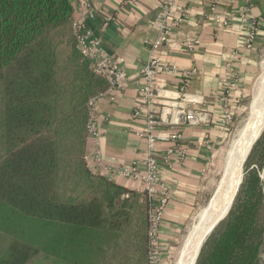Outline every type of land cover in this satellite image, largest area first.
Returning a JSON list of instances; mask_svg holds the SVG:
<instances>
[{"label":"trees","instance_id":"obj_1","mask_svg":"<svg viewBox=\"0 0 264 264\" xmlns=\"http://www.w3.org/2000/svg\"><path fill=\"white\" fill-rule=\"evenodd\" d=\"M253 2L264 19V0ZM75 8L74 0H0V211L61 223L55 241L66 251L82 237L108 235L96 264H151L146 192L93 171L85 159L87 100L106 82L77 47ZM243 166L231 207L195 264H264V129ZM51 259L0 227V264Z\"/></svg>","mask_w":264,"mask_h":264},{"label":"crops","instance_id":"obj_2","mask_svg":"<svg viewBox=\"0 0 264 264\" xmlns=\"http://www.w3.org/2000/svg\"><path fill=\"white\" fill-rule=\"evenodd\" d=\"M210 2L136 0L119 8V0H92L96 16L89 20L90 26L100 36L107 53L125 71L126 81L124 87L115 93L113 101L102 98L97 102L98 127L101 130L98 148L103 161L100 165L94 162L92 140L88 137L87 163L93 171L137 191H140L138 182L113 177L105 168L129 162L139 164L142 160L146 144L136 132L142 130L144 121L132 118L131 112L139 103L138 73L149 54L143 39L156 36L161 5L171 3L177 12L188 10L182 23L173 30L171 44L162 51L161 60L180 69L192 65L197 67L198 74L193 78L189 91L201 96V103H197L195 108L206 111L208 121L179 128L187 147L186 159L183 163L161 168V180L170 194L158 234L161 257L178 241L210 195L211 170L219 160L227 139L228 128L219 125L222 116L220 104L208 93L217 87L228 65L236 75L235 86L230 91L235 121L259 70L260 51L264 43V19L259 7L253 0H217V10L228 19V25L221 26L211 19ZM114 11L116 19L104 32H100L102 20ZM73 17L79 18L77 6ZM186 41L193 43L192 51L184 47ZM166 77L169 83L176 81L174 75ZM204 139L213 142V149L208 151L201 144Z\"/></svg>","mask_w":264,"mask_h":264},{"label":"built area","instance_id":"obj_3","mask_svg":"<svg viewBox=\"0 0 264 264\" xmlns=\"http://www.w3.org/2000/svg\"><path fill=\"white\" fill-rule=\"evenodd\" d=\"M79 10V18L72 23L76 44L81 54L89 61L90 70L104 79L106 88L91 96L87 100L88 136L92 140V156L97 165L103 161L98 148L101 130L98 127L99 115L97 102L106 98L114 100V95L121 90L126 81V73L117 60L107 53L101 38L90 26L89 20L96 16L92 7V0H74ZM136 0H119V8H123ZM217 0H211L210 12L213 22L221 26L228 25V19L221 15L216 7ZM246 11V9H244ZM187 9L177 12L171 3L161 5L157 15V34L154 38H144L143 43L148 49V57L138 73L139 103L132 109L131 117L144 121L142 130L137 131L138 138L143 139L146 148L140 163L129 162L107 169L113 177H122L136 181L140 191H145L150 201L149 231L150 239L149 260L151 264H158L160 255L159 230L164 213L169 203L170 194L167 186L161 180V168L173 163H183L187 155V147L183 142V135L179 128L196 126L208 121V114L202 109L195 108L201 103V96L190 93V85L198 74L195 65L180 69L175 65L162 63L161 53L171 44L173 30L179 26ZM117 13H109L100 25V32H104ZM253 34L250 36V39ZM184 47L193 50V43L186 41ZM167 75L176 76L174 83H169ZM236 75L227 65V69L220 76L217 87L208 95L216 100L221 107L219 125L229 129L234 122L233 100L230 91L235 86ZM172 84V85H171ZM201 144L209 151L213 149V142L204 139ZM87 161V155L85 153ZM140 165V167H139ZM127 197L123 195L122 198Z\"/></svg>","mask_w":264,"mask_h":264},{"label":"rangeland","instance_id":"obj_4","mask_svg":"<svg viewBox=\"0 0 264 264\" xmlns=\"http://www.w3.org/2000/svg\"><path fill=\"white\" fill-rule=\"evenodd\" d=\"M264 62V43L262 45L260 51V58H259V70L253 80L251 85L250 91L247 94L242 106L241 112L236 116L235 121L228 129L227 139L222 146V150L220 153L219 160L215 163V166L211 170L210 174V186H211V193L208 195L205 203L201 207H205L209 202L214 190L219 183L224 167V160L227 154V151L232 144L234 138L236 137L239 129L244 124L245 119L247 118V114L251 108L252 103V94L255 87L256 80L261 72L262 64ZM244 166L242 167V174H243ZM260 175L264 179V171L262 170ZM242 179V178H241ZM6 211H0V227L7 231L13 232L15 235H18L22 238L30 240L31 242L43 247L48 254L52 256L51 260H48L44 264H72L77 261V264H96L97 255L99 250L103 248L109 241L110 238L107 235H102L101 238H91L85 239L82 237L79 240L76 249H71L66 251L65 244L61 241L58 243L55 241L56 234L59 230H61V223L52 222L46 219H40L31 217L28 215L20 214V213H13L5 206ZM200 210V209H199ZM198 210V211H199ZM196 211L195 217L187 227V229L182 233L178 241L174 242L170 248H168L165 253L159 256L158 264H174L184 250L187 235L193 226L194 222L196 221ZM57 253L62 254L65 256L64 260H55Z\"/></svg>","mask_w":264,"mask_h":264},{"label":"bare ground","instance_id":"obj_5","mask_svg":"<svg viewBox=\"0 0 264 264\" xmlns=\"http://www.w3.org/2000/svg\"><path fill=\"white\" fill-rule=\"evenodd\" d=\"M261 69L247 118L225 156L221 179L207 205L196 214V221L187 235L184 250L174 264H194L201 242L214 222L226 212L240 183L243 160L264 127V62Z\"/></svg>","mask_w":264,"mask_h":264},{"label":"water","instance_id":"obj_6","mask_svg":"<svg viewBox=\"0 0 264 264\" xmlns=\"http://www.w3.org/2000/svg\"><path fill=\"white\" fill-rule=\"evenodd\" d=\"M263 129H264V127L262 128V130H263ZM262 130H261V131H262ZM261 131H260V133H261ZM260 133L258 134V136L254 139L253 143L251 144V147L249 148V150H248V152H247V154H246V156H245V158H244V160H243V165H244V163H245V161H246V159H247V157H248V155H249V153H250V151H251V149H252L254 143H255L256 140L258 139ZM240 183H241V180H240ZM240 183H239V185H240ZM239 185L237 186V188H236V190H235V193H234V195H233V197H232V199H231V201H230V204H229V206H228L226 212H225L222 216H220V217L214 222V224L211 226V228L209 229V231L207 232V234L205 235V237H206V236L212 231V229L215 227V225H216L220 220H222V219L225 217V215L228 213V211H229V209H230V207H231V204H232L233 198H234V196L237 194V191H238V189H239ZM205 237H204V239H205ZM204 239H203V241H204ZM203 241H202L201 244H200V247H199V250H198L197 256H198V254H199V251H200V248H201V245H202ZM197 256H196V258H195L194 264H195V262H196Z\"/></svg>","mask_w":264,"mask_h":264}]
</instances>
